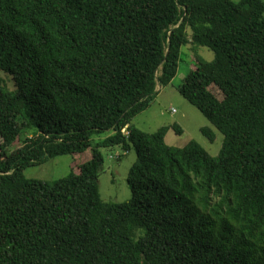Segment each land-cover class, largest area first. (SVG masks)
I'll return each instance as SVG.
<instances>
[{"label": "trees", "instance_id": "16d2710c", "mask_svg": "<svg viewBox=\"0 0 264 264\" xmlns=\"http://www.w3.org/2000/svg\"><path fill=\"white\" fill-rule=\"evenodd\" d=\"M187 45L215 54L178 91L223 134L216 158L133 125ZM117 146L137 154L122 204L98 186ZM89 150L66 178L24 175ZM0 264H264V2L0 0Z\"/></svg>", "mask_w": 264, "mask_h": 264}, {"label": "rangeland", "instance_id": "374dc122", "mask_svg": "<svg viewBox=\"0 0 264 264\" xmlns=\"http://www.w3.org/2000/svg\"><path fill=\"white\" fill-rule=\"evenodd\" d=\"M239 2L241 0H233ZM264 2V0H262ZM191 35V31H188ZM197 58L206 62L215 60V54L211 50L202 46L187 45L181 49V60L176 77L172 84L167 87L159 86L157 95L151 106L139 114L133 121V125L145 133H155L161 128L167 127L166 144L175 148H184L190 142L195 141L200 144L212 157L216 158L224 143L223 134L208 119L178 91L186 77L189 75ZM6 81L10 91L15 90L13 79L6 74H1ZM175 112H172V111ZM177 125L183 131L178 135L173 127ZM207 129L214 135L213 142L203 133ZM31 133L33 132L30 131ZM29 134V133H27ZM112 132H107L101 136H95L97 143L109 137ZM30 135V134H29ZM27 135V136H29ZM26 136L22 135L24 139ZM17 142L16 147L21 145ZM105 159L104 169L98 177V186L103 201L122 204L132 197L128 183L131 168L137 162V154L134 148L124 151L120 146L108 149H101ZM92 158V151L89 150L81 155L60 156L49 162L27 168L24 175L27 179L40 180L45 182H55L66 178L71 172H78L79 166L88 162Z\"/></svg>", "mask_w": 264, "mask_h": 264}, {"label": "built area", "instance_id": "2783aa9c", "mask_svg": "<svg viewBox=\"0 0 264 264\" xmlns=\"http://www.w3.org/2000/svg\"><path fill=\"white\" fill-rule=\"evenodd\" d=\"M172 112H175V111L173 110ZM126 130H127V129H125V132H124V133H125L126 136H129L130 134H129V132L126 131Z\"/></svg>", "mask_w": 264, "mask_h": 264}, {"label": "crops", "instance_id": "0c3cea01", "mask_svg": "<svg viewBox=\"0 0 264 264\" xmlns=\"http://www.w3.org/2000/svg\"><path fill=\"white\" fill-rule=\"evenodd\" d=\"M159 87V86H158ZM158 87H157V90H158Z\"/></svg>", "mask_w": 264, "mask_h": 264}]
</instances>
